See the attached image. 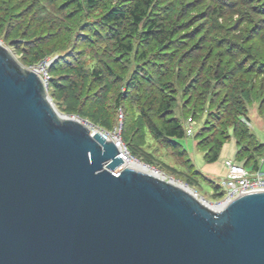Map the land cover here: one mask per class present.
Segmentation results:
<instances>
[{
    "label": "rangeland",
    "instance_id": "1",
    "mask_svg": "<svg viewBox=\"0 0 264 264\" xmlns=\"http://www.w3.org/2000/svg\"><path fill=\"white\" fill-rule=\"evenodd\" d=\"M94 1L0 0V44L21 69L40 71L59 115L116 130L133 160L217 204L222 196L211 182L227 176L223 162L240 149L231 135L235 114L238 128L252 120L264 140V76L245 75L249 58L264 61V0H156L136 34L128 12L135 0ZM115 10L125 19L109 27L104 17ZM152 17L178 25L171 40L143 41ZM223 72L227 79L217 85ZM163 98L173 106L169 118L185 129L175 149L147 127V120L160 123ZM224 140L217 161L206 163L207 150ZM242 146L255 151L252 140Z\"/></svg>",
    "mask_w": 264,
    "mask_h": 264
},
{
    "label": "water",
    "instance_id": "2",
    "mask_svg": "<svg viewBox=\"0 0 264 264\" xmlns=\"http://www.w3.org/2000/svg\"><path fill=\"white\" fill-rule=\"evenodd\" d=\"M0 44V264H264V191L221 209L125 167Z\"/></svg>",
    "mask_w": 264,
    "mask_h": 264
},
{
    "label": "trees",
    "instance_id": "3",
    "mask_svg": "<svg viewBox=\"0 0 264 264\" xmlns=\"http://www.w3.org/2000/svg\"><path fill=\"white\" fill-rule=\"evenodd\" d=\"M156 0H135L132 3L131 9L128 11L129 15L132 19V32L133 34L137 33L139 25L144 21V19L149 15V10L151 7L155 4ZM88 3L91 7L95 6L96 3L94 0H88ZM125 13L123 11L115 10L109 12L104 17V22L110 27L112 25L118 26L123 19H125ZM149 25L147 27V30L144 33V39L143 41L151 42V41H158L160 44H163L175 35L177 32L178 25L174 23H167L163 19L158 18H150L149 19ZM236 45L231 44L230 50H232ZM125 51L130 52L131 48L130 46H123ZM228 48V50H229ZM250 65L246 68L245 75L255 74L256 76H264V61L259 62V59H251ZM260 67L259 69L257 67ZM257 68V69H256ZM249 69V70H248ZM229 75L231 74L229 71H226ZM94 75H97L96 72L93 73ZM98 77V76H97ZM227 79L226 74L220 73L219 75H216L214 77V81H216L217 85L218 83H222ZM229 79V77H228ZM221 86L223 84H220ZM218 86L217 88H219ZM173 109L172 103L168 101L167 99H161L159 103L157 104V110L156 114L158 115L160 119L159 124H152L147 120V127L149 128L150 132L154 135V139H163L165 141H168L171 146L175 149L178 146H182L181 141L185 136V129L182 128V126L173 118H169V113ZM241 115L235 114V123H233L232 132L231 135L236 140V143L238 146H240L239 151L236 155L235 162L238 164L243 165L246 169L250 171H255L260 168L261 158L264 155V145L259 143L254 134L251 132L250 128L247 126H240L238 128L237 121L240 123L241 120H239ZM246 122L249 123V119L245 118ZM238 122V123H239ZM243 124V123H242ZM230 138V134L227 135L226 139ZM245 139L252 140L254 143V149L255 151H250L249 149H245L244 146H242V143ZM226 141H216L213 143V146L207 150V152L204 155V160L206 163H215L219 157V152L224 146ZM257 153V154H255ZM195 173H198L197 171H194ZM213 185V193L216 197L221 196V191L218 187V185H215L213 182H211Z\"/></svg>",
    "mask_w": 264,
    "mask_h": 264
},
{
    "label": "built area",
    "instance_id": "4",
    "mask_svg": "<svg viewBox=\"0 0 264 264\" xmlns=\"http://www.w3.org/2000/svg\"><path fill=\"white\" fill-rule=\"evenodd\" d=\"M33 71L37 72L36 74L39 76L42 83L45 85V81L42 79L41 73L38 69H34ZM85 126V125H83ZM90 134H94L99 132L94 130L91 126H85ZM104 139H109L112 141L117 149L120 152V156L123 160L127 158V149L122 142L118 132L115 130L113 133L100 132ZM186 135L192 136V128H186ZM224 167L228 171V176L221 179L218 183V187L221 191V200L217 204L210 205L216 207H223L226 203L234 199L235 197L255 191H264V173H262L261 169L255 171H250L246 169L243 165L238 164L232 160H225L223 162ZM160 174L159 170H155ZM154 171V172H155Z\"/></svg>",
    "mask_w": 264,
    "mask_h": 264
},
{
    "label": "bare ground",
    "instance_id": "5",
    "mask_svg": "<svg viewBox=\"0 0 264 264\" xmlns=\"http://www.w3.org/2000/svg\"><path fill=\"white\" fill-rule=\"evenodd\" d=\"M58 116L62 119H70V117H62L61 115L58 114ZM74 120H76L74 118ZM78 121V120H76ZM127 158L125 160H123V164L125 167H131L139 172H143V173H146V174H151L152 176L162 180V181H165V182H168L176 187H178L179 189H182L190 194H192L193 196H196L194 192L191 191V189H189L188 187L182 185L181 183H178V182H175L173 180L171 181H168L165 179V177L157 172H154L153 170H151V168H149L148 166H146L145 164L143 165L142 163H139V162H136L135 160H133L128 154L126 155ZM208 205V204H207ZM210 208L214 209V210H219L221 209V207H216V206H210L208 205Z\"/></svg>",
    "mask_w": 264,
    "mask_h": 264
},
{
    "label": "crops",
    "instance_id": "6",
    "mask_svg": "<svg viewBox=\"0 0 264 264\" xmlns=\"http://www.w3.org/2000/svg\"><path fill=\"white\" fill-rule=\"evenodd\" d=\"M248 127L250 128V130H251V132L253 133V125H252V120H249V123H248ZM254 134V136H255V138H256V140L259 142V143H261V144H263L262 142H264V140L263 139H261V138H259L258 136H256L255 135V133H253ZM264 145V144H263ZM228 160H230V159H228ZM233 161V160H232ZM234 162H235V160H234ZM263 164H264V155H263V157L261 158V163H260V169H261V171H262V168H263ZM196 171V170H195ZM227 176H228V174H227Z\"/></svg>",
    "mask_w": 264,
    "mask_h": 264
}]
</instances>
